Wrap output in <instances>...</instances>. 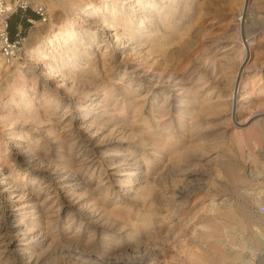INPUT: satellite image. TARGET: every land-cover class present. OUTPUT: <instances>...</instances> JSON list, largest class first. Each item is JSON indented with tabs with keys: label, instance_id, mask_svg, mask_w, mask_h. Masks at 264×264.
I'll return each mask as SVG.
<instances>
[{
	"label": "bare ground",
	"instance_id": "obj_1",
	"mask_svg": "<svg viewBox=\"0 0 264 264\" xmlns=\"http://www.w3.org/2000/svg\"><path fill=\"white\" fill-rule=\"evenodd\" d=\"M37 1L44 4V0ZM100 2L101 5L93 0H70V9L80 20H51L44 36L35 31L34 39H26L24 49L28 56L43 66V90L39 92L36 83H32L39 78L38 71L33 70L30 81L16 86L7 104L1 106L0 100V125L7 137L0 143V193L11 204L10 224L19 241L15 250L29 264H39L61 238L65 239L64 246L76 253L92 254L93 247L88 251L91 245L104 252L110 248L122 253L139 251L140 240L151 234L159 236L158 231L171 224L177 193L162 192L158 199L153 196L155 167L165 158L184 159L203 145L197 134L204 117L213 114L223 123L238 119L240 124L238 115L243 101L252 98L257 103V109L250 114L255 120L253 137L256 134L257 138H264V61L259 60L257 49L259 36L264 32V0ZM47 5L50 12L57 7L54 0ZM152 24L154 28L148 31ZM218 27L220 33L214 34ZM192 28L195 34L185 38ZM196 35L205 40L197 44ZM136 37L141 38L143 79L119 88L100 84L95 59L101 56L105 67L111 65L114 45L121 46L125 43L122 41ZM192 50H198L196 58L204 66L199 68L194 58L189 59L192 64L186 89L183 87L173 102L169 98L163 100L157 84L163 81L164 73L158 67L179 52ZM4 61L1 54L0 69L5 67ZM17 61L7 67L11 86L23 78ZM73 72H77V78L71 76ZM154 87L156 92L150 95ZM118 89L121 93H117ZM94 90L96 93L86 103L77 97L80 92ZM61 93L78 105L77 119L67 111L53 117L47 112L49 107L58 109ZM137 118L140 124L135 127ZM14 125L21 126V130ZM130 140L153 153L134 155ZM41 151L45 159H41ZM129 156L136 164L112 172L119 171L114 180L121 189L117 191L108 168L125 162ZM25 176L29 177L27 183ZM95 176L100 180L94 188ZM234 179L246 181L240 175ZM179 193L185 196L184 192ZM155 203L165 210L160 212ZM144 208L149 210L144 212ZM217 208L213 205L212 211L218 212ZM237 209L243 212L241 207ZM218 216L239 221L233 210L219 212ZM5 217V210L0 207V259L9 264L12 239L7 238ZM203 227L206 230L197 237L200 248L182 250L186 264L235 259L237 255L226 254L219 245L222 231L229 228L227 223L218 218ZM227 236L235 240L232 233ZM88 258L89 264H102L97 256Z\"/></svg>",
	"mask_w": 264,
	"mask_h": 264
},
{
	"label": "rangeland",
	"instance_id": "obj_2",
	"mask_svg": "<svg viewBox=\"0 0 264 264\" xmlns=\"http://www.w3.org/2000/svg\"><path fill=\"white\" fill-rule=\"evenodd\" d=\"M33 1V7H30L28 11L18 12L12 17L13 28L11 33L13 37H15L18 31H21L22 35L25 37L22 51L17 61L20 65V69L23 71V78L14 81L16 82L15 85L11 86L8 80L10 68H7L10 66L4 61L5 67L0 69L1 106L7 104V99L10 94L15 91L16 86L21 85L24 80L30 81V71H38L37 75L39 78L37 80L35 79L32 83H36L35 85L38 86L39 92L43 90V86H41V81L45 78L42 74L43 66L41 63L33 61L28 56L26 49H24L26 39L28 40L32 38V36L34 39L35 31H39V34L44 36L46 25H48L51 20L58 22L65 17L80 20V16H76L72 13L69 6L70 0H54L57 7L52 8L51 12L47 5L51 0H44L45 8H47L46 21L40 19L35 12L36 5L44 6V4H39L37 0ZM93 1L101 5L100 0ZM122 2H127V0H118L119 4ZM28 17H30L29 19H31L32 22L28 21L27 24L22 25L23 21ZM37 21L41 22L36 24ZM221 23V20H219L218 24ZM154 25L155 24H152V26L148 28V31H151ZM113 29L114 31H111L115 33V28ZM215 29L214 34H219L220 28L218 27ZM134 30L135 29L131 31L132 35L136 32V30ZM194 31L195 29L192 28L190 34L185 36V38H191L192 35L195 34ZM195 37L197 38V44H201L205 40L202 35H196ZM140 41L141 38L136 37L129 42L126 40L122 41L125 43L121 46L117 47V44L114 45L112 50L113 61L111 65L105 67L101 56L95 59L96 73L99 76L98 79L100 84L104 83L119 88L121 85H126L131 82L135 85L143 79L141 73L142 58H140L139 54L142 50V46H139ZM258 42V58L260 61H264V32L259 36ZM197 51L198 50L185 52L187 55H185L184 52H179L175 57H170L168 61L166 60L165 63L160 64L158 68L164 73V79L160 84H157V87L159 88L158 90H160L163 100L169 98L173 102L176 98L180 97L178 95L183 92L184 89L182 88L184 87L186 89L188 83L187 76L190 73L192 64L190 62L191 58H194L193 62L197 67L202 68L204 66L201 61L196 58V55L199 53H196ZM1 54L2 52L0 50V55ZM71 76L77 78L78 74L77 72H73ZM179 76H185L186 78L181 80ZM78 80L82 85L84 84L81 77H79ZM135 87L138 86L136 85ZM63 91L64 90L61 92ZM118 92L121 93L120 89H118L117 93ZM155 92L156 90L154 87L150 95L155 94ZM94 93H96L95 90L93 92H80L77 97L86 103ZM119 97L124 98L123 95ZM69 99L70 98L66 97L65 94L61 93V101L56 104L58 109L54 111L53 107H49L47 112L50 116L52 114L53 117L61 116L64 111H67L69 115L71 113L77 119V116L80 114L79 107L75 101L70 102ZM255 104L257 105L256 101L252 98L243 101L242 110L238 115L241 121L240 124L237 123L238 119L223 123V120H220L219 117L213 114L204 117L200 132L197 134L203 139V145L191 151L184 159L165 158L155 167L156 173L154 177L156 178V183L152 191L153 196L158 199L157 196L159 194L161 195L162 192H176L177 201L172 204L170 226L164 228L165 231L161 228L157 234L159 236H152L151 234L143 238L144 240H140L139 245L141 248L139 251L122 253L115 252L110 248L108 252H104L99 246L100 249L91 245L88 251L94 249L92 254H89V252L78 254L73 248L69 249L67 246H64L65 239L61 238L55 243L51 250L44 255L39 264H89V262H91V259L88 258L89 255L95 258L97 256L99 261H102V264H186L185 255L182 253L183 248L193 247L196 248V250L199 249L200 242L197 239L198 233L206 230L203 227L204 224H213L218 218H222L229 227L222 231L221 237H219V245L226 254L237 256L235 259L230 258L223 261H215L213 264H260L259 260L264 258V138H257L256 134L255 137H253V131L255 133V129H253L255 120H251L250 114L257 109ZM130 106L129 104L127 107L129 108ZM244 106L246 109H244ZM171 116L172 114L166 118H170ZM139 119L140 118H137L135 127L139 126ZM179 127L180 126L177 127V134L178 137L181 138L179 135H182V132L179 131ZM14 128L18 131L21 130V126L19 125H14ZM4 129L5 128L0 125V143L7 140L6 130ZM137 139L138 138H136L135 141H137ZM135 141L130 140L133 147L131 152L134 155L143 157L144 154L142 152H146L145 155L153 153L149 151L148 148L137 144ZM40 157L41 159H45L46 156L44 155V151H41ZM134 164H136V161L133 156H129L125 162L110 166L111 168L105 166V169H109L108 171L111 173L114 181L118 179L119 171H117V174L112 172H116V169H127ZM23 175L24 174H22V178ZM236 175H240L243 179L245 178L244 180L246 181H236L234 179ZM22 178H18V181L21 182ZM25 178L26 183L29 182V177L25 176ZM99 180L97 176L92 180L94 188L97 186ZM113 185L117 191L121 190L119 182L114 181ZM181 191L185 193L186 197L178 195ZM160 199L161 198H159L158 202L161 204ZM91 202L94 201L91 200ZM159 203L155 204L158 205L159 211L162 212L165 208H161L162 205ZM10 205V201L7 197L0 193V207H2L6 213L4 222L7 224V238L10 237L12 239V243L8 249L10 255L9 264H29L24 257H22L21 253L15 250V246L19 244V241L13 233L10 224ZM213 205L219 207L217 208L218 212L212 211ZM239 207L245 212L243 213L238 210L237 208ZM147 210H149V208H144V212ZM227 210L237 212L239 221H227L225 217L218 216L219 212H225ZM163 213L165 215L168 212ZM228 233H232L233 236L235 235V237H233L235 240L229 239L227 236ZM211 240L212 239H209V241ZM55 255L57 256L55 257ZM0 261H2L0 264H5L2 258Z\"/></svg>",
	"mask_w": 264,
	"mask_h": 264
},
{
	"label": "built area",
	"instance_id": "obj_3",
	"mask_svg": "<svg viewBox=\"0 0 264 264\" xmlns=\"http://www.w3.org/2000/svg\"><path fill=\"white\" fill-rule=\"evenodd\" d=\"M33 4V0H0V44L1 52L8 65H12L15 60L19 59L25 39L21 31H18L13 37L11 33L12 17L18 12L28 11L30 7H33ZM35 12L40 19L47 20L44 6L36 5ZM28 21L32 22L31 19ZM259 262L264 264V258Z\"/></svg>",
	"mask_w": 264,
	"mask_h": 264
},
{
	"label": "crops",
	"instance_id": "obj_4",
	"mask_svg": "<svg viewBox=\"0 0 264 264\" xmlns=\"http://www.w3.org/2000/svg\"><path fill=\"white\" fill-rule=\"evenodd\" d=\"M34 16H37V15H34ZM29 18H30V17L26 18V20L23 21L22 25H23V24H27Z\"/></svg>",
	"mask_w": 264,
	"mask_h": 264
},
{
	"label": "trees",
	"instance_id": "obj_5",
	"mask_svg": "<svg viewBox=\"0 0 264 264\" xmlns=\"http://www.w3.org/2000/svg\"><path fill=\"white\" fill-rule=\"evenodd\" d=\"M12 28H13V18H12V21H11V30H12Z\"/></svg>",
	"mask_w": 264,
	"mask_h": 264
}]
</instances>
